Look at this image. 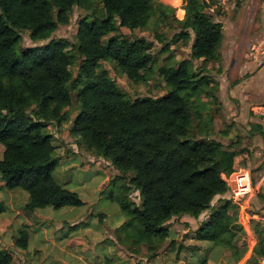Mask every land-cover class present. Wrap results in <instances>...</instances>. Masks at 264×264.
I'll list each match as a JSON object with an SVG mask.
<instances>
[{
  "label": "trees",
  "instance_id": "1",
  "mask_svg": "<svg viewBox=\"0 0 264 264\" xmlns=\"http://www.w3.org/2000/svg\"><path fill=\"white\" fill-rule=\"evenodd\" d=\"M156 1L0 0L1 182L6 189L28 195L25 209L30 213L83 205L76 193L53 177L59 159L53 136L45 133L52 123L60 127L70 121L68 109L75 94L78 114L70 136L119 174L115 182L120 185L109 199L126 220L112 232L113 243L146 261L157 258L169 242L168 222L182 217L197 220L215 198L228 193L221 175L235 172L248 157L236 141L224 145L210 138V120L199 129L194 125L202 119L201 98L217 103L213 93L218 92V83L195 65H215L221 59L222 26L205 15L213 0H186V17L178 33L154 54L151 44L131 41L120 30L146 29ZM75 8L85 16L73 53L64 40L20 48V32H28L32 42L47 41L69 23ZM179 43L189 46V57L176 67H157V57ZM102 62L114 64L134 84L148 83L156 72L167 93L159 99L130 100L108 72L100 70ZM132 191L138 192L135 202L129 200ZM4 212L0 203V214ZM249 230L250 224L224 201L198 224L194 239L236 255L234 239ZM28 243L24 229L14 246L25 250ZM11 263L12 256L0 252V264Z\"/></svg>",
  "mask_w": 264,
  "mask_h": 264
},
{
  "label": "crops",
  "instance_id": "2",
  "mask_svg": "<svg viewBox=\"0 0 264 264\" xmlns=\"http://www.w3.org/2000/svg\"><path fill=\"white\" fill-rule=\"evenodd\" d=\"M235 1L236 13L227 12L225 21L220 17L213 19L215 23H220L222 26V41L218 50L221 59L218 64L210 63L207 67V69H212V66L217 68V72L212 71L211 73H217V75L214 74V77L219 84V91L224 93L227 89H230V94L236 90H242L244 88L243 84L247 81L264 80V65L256 71L255 63L251 58L250 61H242L240 57L235 60L232 58L234 50L239 47L238 38L242 30L248 36L255 26V30L259 29L258 39L260 38L264 21V0H234L233 2L235 3ZM216 8L219 7L213 3L210 11L213 12ZM245 10L247 18L244 20L243 29L241 28L240 19L243 18ZM225 28L229 29L228 37L225 35ZM223 48L230 51V54L226 55L228 57L224 55ZM260 72H262V77ZM229 75L233 77L231 78ZM235 81L240 83L234 86ZM263 107H258L256 104L245 106L244 110L247 113L241 112L240 108L235 110L227 107L229 122H226L225 125L230 132L226 134V131L223 130L221 134L225 137L220 140L217 139L224 145L236 141L238 148L248 151L247 161L243 167L251 171L253 189L252 193L244 198L242 209L236 210L244 221L250 224V230L241 237L234 239L237 248L236 255L220 246L198 242L194 239V232L198 224L205 220L201 215L197 220L189 217L170 220L167 224L170 231L169 242L157 258L146 261L145 259L131 257L122 247L114 244V237L109 235L110 232L121 226V222H118L117 228L114 230H106L103 234L97 235L91 231L89 224H86L87 220L83 221L79 216L67 218L56 216L55 218V210L52 207L30 213L25 209L29 203L28 195L19 189H6L1 180L0 203L4 205L5 212L0 214V252L9 253L12 256L11 264H68L63 257L69 254V250H73L74 256L81 264H97L89 262V259L90 261L94 260L91 257L95 260L98 259L96 256L98 246L108 256L105 259L106 261L116 259L120 264H258L264 256V227L258 220V217L264 214V200L262 199V197L264 198V117L258 116L257 111H260ZM214 122L222 126V123L215 120ZM75 156L79 161L74 158L72 161L76 162V167L81 169H85L88 163H93L92 156L89 154L82 157ZM1 159L2 155L0 154ZM98 161H102V159L98 158ZM117 177H119V174H114V178ZM111 182V178L106 175L102 178L98 188L101 189L103 185H109ZM228 197L227 193L215 198L216 207L224 201H228ZM72 210L73 207H69L68 212L71 213ZM87 217H97L99 223L104 222L106 219L104 214H93V212ZM79 226H87L88 228L82 232L79 231ZM179 226L185 228L184 234H186L185 232L187 234L191 233V235H188L193 243L185 244L188 237L177 235L174 230H177L176 228ZM24 229L29 234V243L27 249L22 250L14 246V240L17 238L18 233ZM65 229L67 231L60 238L55 236V232L64 231ZM67 234L68 236L65 237ZM171 242H173L172 245Z\"/></svg>",
  "mask_w": 264,
  "mask_h": 264
},
{
  "label": "rangeland",
  "instance_id": "3",
  "mask_svg": "<svg viewBox=\"0 0 264 264\" xmlns=\"http://www.w3.org/2000/svg\"><path fill=\"white\" fill-rule=\"evenodd\" d=\"M232 0L229 5L223 8H216L212 11V7H210L206 12L205 15L209 16L212 19H218V17L224 19L227 16V12H237L236 1L235 3ZM209 3V1H208ZM186 0H158L155 2L153 6V13L151 14L148 26L146 29L137 30L134 32H128L125 29H121L120 33L124 35L129 40H145L147 43L152 45V51L154 54H158L160 51L163 50L164 42L170 43L173 35L178 33V28L180 24L184 21L186 17ZM233 9V11H232ZM175 12V13H174ZM175 16H173L174 14ZM246 10L244 16L241 20V28L244 29V20H246ZM85 12L81 9L75 8L69 14V23L66 26H60L56 30V32L50 37L49 40L44 42H32L29 40L28 32H20V42L19 46L21 49H36L37 47H43L47 45L50 40L60 41L64 40L68 43V49L70 53H73V47L76 42V33L78 29L79 23L84 19ZM178 22L175 23L173 20ZM224 17V18H223ZM264 20V18H263ZM227 21V20H226ZM259 30V29H258ZM258 30H255V26L253 30L248 34V36L242 30L239 34L238 38V48L234 50L232 58L235 60L238 57L242 59V61H250L251 55L248 47L256 42L259 37ZM225 35L226 37L229 36V29L225 28ZM159 37V40L157 39ZM246 40L244 41V39ZM227 39V38H226ZM228 41V40H227ZM179 43L178 46H171L168 49V52L165 54H161L157 57V67L161 66H177L178 63L184 59L189 57L190 48L188 47H181ZM190 45V44H189ZM225 56L230 54V51L224 49ZM228 57V56H226ZM254 62V61H253ZM233 63V62H232ZM255 63V62H254ZM196 67L198 68L203 76L211 77L216 83L217 80L214 77V74L211 73L217 72V68L212 66V69H207L208 64L204 66L202 62H196ZM255 68L258 71L260 68H257L256 64H254ZM77 70V66L72 68V72L75 73ZM100 70H106L109 74V77L115 82L117 87L130 99V100H137V99H159L162 96H165L167 93V88L162 81V79L158 76L155 72L148 83L146 84H134L130 82L124 75L120 74L115 65L108 62H102L100 64ZM260 72L261 77L263 76ZM229 77H233L229 75ZM258 81L262 82L259 83ZM231 82H233L231 80ZM242 82V81H241ZM240 82L234 83V86H237ZM233 84V83H232ZM219 85V84H218ZM232 86V85H231ZM243 89L240 91H234L230 94V89H227L224 93L214 92L213 94L217 97V103L214 104L213 100L209 97L201 98L198 103L201 104V115L202 119L197 120L194 122L196 128L202 127L206 125L207 122L210 120V126L207 129V133L210 138L214 139H222L223 130L226 131V134L229 131V128L225 125L226 122H229V111H227V107L234 108L235 110L239 109L243 113H247L244 110L245 106H249L251 104H256L259 106H264V80L256 79L247 81L243 84ZM245 95V96H244ZM239 104V105H238ZM262 104V105H261ZM70 113V121L66 124L61 125L60 127L55 125L54 123L50 124L46 129V134H51L53 136V145L56 147V154L55 156L59 159L58 165L53 172V177L67 190H70L78 195L80 200L82 201L83 205L78 208H73L72 212H68L69 208H63L61 210H55L54 215L55 218L58 216L59 218H67L71 216H79L82 218L83 221L87 220L86 224H89V228L94 234L100 235L103 234L106 230H111L117 228L118 222H121V225L124 224L126 218L122 215L120 210L118 209L117 205L112 203L109 199L110 195L113 194L119 187L120 182L113 181L114 174H118L110 163L105 161H98V158L88 153L80 144H77L76 140L73 139L69 131L71 129V125L73 120L75 119L76 115L78 114L77 104L75 99V94H73L72 105L68 109ZM258 112V111H257ZM215 121L222 123L217 125ZM199 135V134H198ZM89 154L92 156L93 163H88L85 169H81L76 167V162L72 161V159H76L78 157H82L83 155ZM65 156V157H64ZM74 156V157H73ZM64 157V158H61ZM83 159V158H82ZM88 159V158H87ZM86 159V160H87ZM77 160V159H76ZM79 161V159L77 160ZM83 165V164H82ZM245 163L241 165L243 167ZM248 169V168H247ZM250 171V170H249ZM251 172V171H250ZM108 175L112 182L109 185H103L101 189L98 188L99 183L101 182L104 176ZM106 186V187H105ZM105 188V189H104ZM134 193L139 199L138 192L132 191L129 200L134 201L133 198L135 197ZM135 202V201H134ZM212 207L203 213L204 221H207L209 216L216 207V204L213 203ZM91 212L93 214H104L106 219L104 222L99 223L97 217H87ZM172 226V224H170ZM87 226H79V231L87 230ZM177 235L179 237H188L187 240H183L185 244L193 243L190 241L189 235L187 232L184 234V227H177L176 228ZM67 231L55 232V236L60 238L64 233ZM73 232V231H72ZM110 237H112V232L109 233ZM68 234L65 236L67 237ZM207 246V245H205ZM98 259L91 257L89 262L97 263V264H120L119 261L113 259L112 261H106L105 259L108 258L106 253L101 250V247L98 246L96 249ZM162 253V251L160 252ZM63 258L66 259L68 264H81L76 259V256L73 254V250H69V254L65 255ZM87 259V258H85ZM161 264V263H160Z\"/></svg>",
  "mask_w": 264,
  "mask_h": 264
},
{
  "label": "built area",
  "instance_id": "4",
  "mask_svg": "<svg viewBox=\"0 0 264 264\" xmlns=\"http://www.w3.org/2000/svg\"><path fill=\"white\" fill-rule=\"evenodd\" d=\"M232 0H216L217 6L226 8ZM251 59L255 62L257 68L264 65V21L260 38L248 47ZM258 116L264 117V107L258 111ZM221 180L226 184L228 189V201L236 209H242L243 200L252 193V177L249 169L240 167L235 172L221 175ZM259 222L264 227V214L258 217ZM258 264H264V256L259 260Z\"/></svg>",
  "mask_w": 264,
  "mask_h": 264
},
{
  "label": "water",
  "instance_id": "5",
  "mask_svg": "<svg viewBox=\"0 0 264 264\" xmlns=\"http://www.w3.org/2000/svg\"><path fill=\"white\" fill-rule=\"evenodd\" d=\"M213 3H214V5H215V6L217 5V2H216V0H213Z\"/></svg>",
  "mask_w": 264,
  "mask_h": 264
}]
</instances>
